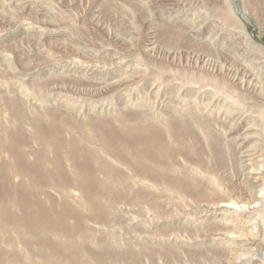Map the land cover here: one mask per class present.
<instances>
[{
    "label": "bare ground",
    "instance_id": "1",
    "mask_svg": "<svg viewBox=\"0 0 264 264\" xmlns=\"http://www.w3.org/2000/svg\"><path fill=\"white\" fill-rule=\"evenodd\" d=\"M213 1L244 48L177 20L142 43L138 27L128 34L136 76L41 81L20 61L31 78L11 81L0 70V264L102 256L138 264L144 255L163 264H264V46L246 26L252 15L264 29V0ZM73 79L72 90L102 99L138 91L115 102L119 112L109 118L79 119L54 102L59 83ZM145 211L156 246L135 248L129 237L122 247L115 231L97 232L116 222L137 232Z\"/></svg>",
    "mask_w": 264,
    "mask_h": 264
},
{
    "label": "rangeland",
    "instance_id": "2",
    "mask_svg": "<svg viewBox=\"0 0 264 264\" xmlns=\"http://www.w3.org/2000/svg\"><path fill=\"white\" fill-rule=\"evenodd\" d=\"M22 1L0 0V70L6 72L10 76V80L12 79L11 81L13 79L16 81L17 77L23 75L28 80L31 78V73L29 74L31 71L23 69L20 61L27 63V65L30 64L31 70L40 74L38 78L41 81L53 76H57L59 79L62 78L61 76H71L79 77L86 82H93L97 80V77H105L110 80L115 73L122 72L125 73L124 75L134 74L136 76L135 72L139 70V65L133 62V56H130L131 44L125 43L126 39L129 38L128 34H131L135 27H138L139 42L142 43L147 38V34L153 32L154 29L156 30L162 22H166L171 28L177 26V20L191 24L194 22L192 25L194 27L189 28V30L202 29L209 36L212 34L213 37H218L217 40L225 47L240 45L241 48H244L246 44L245 39L237 38L239 28L235 24L229 22L232 24L230 26L229 23H223L214 15L215 2L213 0H32L34 3L32 8L28 4L25 7ZM250 18L252 24L246 23L248 31L255 41L264 46V29L260 27L252 15ZM50 29L53 30V33L55 32L53 36L48 32ZM159 33V31L155 32L157 39L159 42H164ZM107 50H113L114 54ZM7 59L12 60L15 65L10 66ZM139 74L141 72L138 73V76ZM118 77L120 78V76ZM118 77H113V79ZM76 81L78 80L73 79L64 84L59 83L57 89H60L62 93L57 96L58 100L55 99L54 102L59 105V108L61 105H67L68 109L74 111L79 119L86 116V118L89 116L109 118L114 113L119 112V106L116 107L115 102L125 103V98L129 97L128 94L133 92L135 95V91H138L132 86L130 91L129 89L123 91L127 95H124L125 98L121 96V98L118 97V100L117 97L102 99V97L90 96L84 92L83 94L79 89L80 92L72 90L78 87ZM72 91L77 93L74 94ZM28 99L31 103L40 102L41 106L52 105V101H47V99L34 100L31 95H28ZM161 101L157 100L156 102L158 108ZM143 216L146 219L149 217L145 211L134 222V225L136 224L137 228L140 229L137 232L133 231L134 227L119 229L118 222L114 224V227H111L113 225H98L97 232L103 234L104 231H115L118 235L114 239H117L122 247L131 246L132 240L129 241L131 237L136 238L134 244L136 247L133 245L135 248H139L140 245L137 243L141 242L148 246H156V239L149 232L151 228L146 227V229L145 223L147 222L141 221ZM97 259L94 260L92 257L88 264H124L121 260L109 256H102ZM163 263L162 259L158 260L144 255L138 264Z\"/></svg>",
    "mask_w": 264,
    "mask_h": 264
}]
</instances>
